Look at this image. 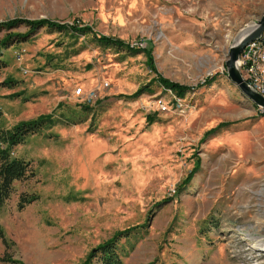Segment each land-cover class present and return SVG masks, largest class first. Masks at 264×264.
Listing matches in <instances>:
<instances>
[{
    "label": "rangeland",
    "instance_id": "obj_1",
    "mask_svg": "<svg viewBox=\"0 0 264 264\" xmlns=\"http://www.w3.org/2000/svg\"><path fill=\"white\" fill-rule=\"evenodd\" d=\"M263 15L264 0H0V22L91 32L43 28L4 52L0 129L54 111L75 124L14 148L32 175L0 211V264H81L137 225L123 264H264V108L225 66Z\"/></svg>",
    "mask_w": 264,
    "mask_h": 264
},
{
    "label": "trees",
    "instance_id": "obj_2",
    "mask_svg": "<svg viewBox=\"0 0 264 264\" xmlns=\"http://www.w3.org/2000/svg\"><path fill=\"white\" fill-rule=\"evenodd\" d=\"M19 27H25L27 30L23 33L19 32H11L5 34L0 39V70L7 67V62L4 59V52L12 45L18 42H22L29 35L33 34L37 30L45 28L48 31L54 32H62L68 31L71 33H91L88 28L79 29L75 27H69L66 25L58 24L48 20H27L22 18H15L8 21L0 22V32L9 31L13 29H17ZM95 37V36H94ZM99 45L107 47V48H116L118 50H123L125 48L124 44H122L118 40L107 39L103 37L96 38ZM129 49V47H127ZM132 51V50H127ZM210 80L207 81L210 82ZM12 84L14 81L11 79H6L3 84ZM167 84V82H166ZM176 86L168 85L167 88L175 89ZM177 93L182 96L183 91ZM146 92H151L149 86H144V88L139 89L136 93L130 96L120 95L122 98L127 100H132L141 96ZM83 109H88L87 107H83ZM55 112L51 114L39 116L35 119L23 121L11 128L8 129H0V211L6 205L7 201L10 199L14 187L13 184L16 181H22L27 179L28 176H31V170H29V164L25 160L13 156V150L16 146L23 144L26 139L34 134L40 133L45 126L54 125L55 123H63L68 124L70 121V116H65L64 113H58L55 116ZM76 112V111H74ZM54 114V119H52V115ZM64 115V116H62ZM72 124H75L74 122ZM188 180V178L186 179ZM36 200V197L33 195L22 194L19 196V202L17 203L18 209H23L26 204L33 202ZM142 225H137L125 229L116 233L110 240L104 242L102 244L97 245L93 249L90 250L87 257L82 261L81 264H123V249L120 247V241L124 240L126 242H130L131 237L135 235L137 230L141 229ZM0 239L4 244H7V240L5 239V235L3 232V228L0 224ZM6 260L5 258H1L0 262ZM7 262L13 263L12 260L8 259Z\"/></svg>",
    "mask_w": 264,
    "mask_h": 264
},
{
    "label": "built area",
    "instance_id": "obj_3",
    "mask_svg": "<svg viewBox=\"0 0 264 264\" xmlns=\"http://www.w3.org/2000/svg\"><path fill=\"white\" fill-rule=\"evenodd\" d=\"M237 68L247 87L264 97V32L260 39L244 46L237 60ZM77 92L82 95L81 88ZM178 102L174 103L175 107ZM160 109L165 110V106L161 105Z\"/></svg>",
    "mask_w": 264,
    "mask_h": 264
},
{
    "label": "water",
    "instance_id": "obj_4",
    "mask_svg": "<svg viewBox=\"0 0 264 264\" xmlns=\"http://www.w3.org/2000/svg\"><path fill=\"white\" fill-rule=\"evenodd\" d=\"M264 32V15L256 23L255 27L245 32L237 42L228 50L225 66L227 68V77L240 90V92L256 106L264 108V98L252 92L243 81L237 68L238 57L244 48L250 42L260 39Z\"/></svg>",
    "mask_w": 264,
    "mask_h": 264
}]
</instances>
